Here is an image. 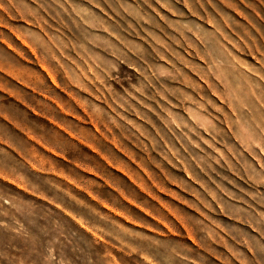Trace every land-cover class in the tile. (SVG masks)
<instances>
[{"label": "rangeland", "instance_id": "obj_1", "mask_svg": "<svg viewBox=\"0 0 264 264\" xmlns=\"http://www.w3.org/2000/svg\"><path fill=\"white\" fill-rule=\"evenodd\" d=\"M0 264H264V0H0Z\"/></svg>", "mask_w": 264, "mask_h": 264}, {"label": "bare ground", "instance_id": "obj_2", "mask_svg": "<svg viewBox=\"0 0 264 264\" xmlns=\"http://www.w3.org/2000/svg\"><path fill=\"white\" fill-rule=\"evenodd\" d=\"M234 92V91H233ZM235 93V92H234Z\"/></svg>", "mask_w": 264, "mask_h": 264}]
</instances>
